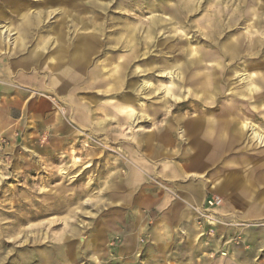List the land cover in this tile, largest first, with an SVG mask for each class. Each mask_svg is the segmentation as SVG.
<instances>
[{"label": "rangeland", "instance_id": "374dc122", "mask_svg": "<svg viewBox=\"0 0 264 264\" xmlns=\"http://www.w3.org/2000/svg\"><path fill=\"white\" fill-rule=\"evenodd\" d=\"M0 31V264H264V0H0ZM164 66L187 70L180 100L163 97ZM203 118L226 124L222 151ZM130 170L139 189L125 191ZM176 205L208 250H161L184 242L168 232Z\"/></svg>", "mask_w": 264, "mask_h": 264}, {"label": "bare ground", "instance_id": "6f19581e", "mask_svg": "<svg viewBox=\"0 0 264 264\" xmlns=\"http://www.w3.org/2000/svg\"><path fill=\"white\" fill-rule=\"evenodd\" d=\"M186 10L187 11H191V9L190 8H186ZM194 11V10H193ZM217 21H219V20H217ZM4 35H5V33H4V31H0V39L2 40H5V37H4ZM252 36H254V35H252ZM197 50V49H196ZM196 51H194V50H192V52H191V54H190V56L191 57H195L196 56ZM245 60H246V58H245ZM201 62V61H200ZM194 63V62H193ZM239 64V63H238ZM198 65V64H197ZM203 65V64H202ZM220 65V64H219ZM247 65V64H246ZM246 65H244V66H246ZM241 66V65H240ZM248 66V65H247ZM258 66V65H257ZM181 67V66H180ZM179 66H178V68H177V70L176 71H174V68L173 69H169V67L168 66H164V67H162L160 70H161V73H163V74H165L167 71V73H166V76H170V78H169V80H170V86H168V85H161V89H162V91H163V94H164V98L166 99V97H168V98H170V99H173V100H175V101H177V100H180V98H178L176 95H175V93L179 90V89H181L182 87H184L185 88V86H186V83H187V81H186V79H185V73H186V68H184V67H181L180 68ZM252 67V66H251ZM257 68V67H256ZM242 69V68H241ZM179 70V71H178ZM243 70V69H242ZM241 70V71H242ZM145 71V70H144ZM246 71V70H245ZM198 72V71H197ZM196 72V73H197ZM237 73V72H236ZM239 73V72H238ZM192 74V73H191ZM244 74V73H243ZM197 75V74H196ZM243 77V76H242ZM259 77V76H258ZM162 78H164V76H162ZM166 78V77H165ZM225 78V77H224ZM174 79L177 81L176 83L174 82ZM224 80V79H223ZM242 81L243 82H245L246 83V85L248 86V89H247V91H246V93H247V96L249 95V94H254L255 95V97H257L256 95H257V90H256V86H255V78H254V75H253V73L252 74H248L247 76H245L244 78H242ZM56 80H54L53 81V83H52V85H56ZM145 82V81H144ZM217 83V82H216ZM151 83H149V82H145L144 83V86L142 87L143 89H145V88H150L151 87ZM200 88V87H199ZM236 88H238V87H236ZM76 89V88H75ZM155 89H156V87H155ZM215 89V88H214ZM242 89V88H241ZM246 89V88H245ZM195 91V90H194ZM194 91L193 90H190V89H188V91H187V95L185 96V97H187L188 95H190V96H194V97H197V98H199L200 97V100H202L203 99V95H198V94H195L194 93ZM198 91V90H197ZM263 91V90H262ZM262 91H261V93H262ZM185 92V91H184ZM211 93V92H210ZM239 93V92H238ZM241 93V92H240ZM237 94V93H236ZM243 94H245V93H243ZM259 95V94H258ZM219 96V95H218ZM231 96V95H230ZM234 96V95H233ZM246 96V97H247ZM249 97H250V95H249ZM50 99V98H49ZM59 99V98H58ZM239 99V98H238ZM218 100V99H217ZM245 100V99H244ZM167 100H165V102H166ZM205 101V100H204ZM129 102H131V100L129 99L128 101H127V103H125V104H128ZM209 102V101H208ZM196 104H194L193 106H191V105H189L188 103L187 104H184L183 106H180V104L179 105H177L176 104V109H178L179 107L181 108H183V107H186V108H191V107H195L197 104H198V101H196L195 102ZM218 104V103H217ZM201 105V104H200ZM11 106V105H10ZM212 106V105H211ZM13 107V106H12ZM134 107V106H133ZM173 107V106H172ZM198 108H200V107H198ZM202 108V107H201ZM259 109V108H258ZM121 111H122V114H123V116H124V118H129V119H131V120H133V118H135L134 120H136L137 119V117H138V112H137V110L136 109H134V108H130V107H127V105H124L121 109H120ZM187 110V109H186ZM176 111V110H175ZM256 111V110H255ZM189 112V111H188ZM197 112V111H196ZM166 114V113H165ZM144 115V114H143ZM211 115V114H210ZM212 117V116H211ZM138 119H140V118H138ZM137 119V120H138ZM204 120L201 122L202 123V126L204 127L203 128V131H200V132H202V137L208 142V144H210V145H216V148H213V151H214V153H218V152H220V150L222 151V149H221V147H220V144H221V140L222 139H224V138H226V132L224 133V131H225V123H222V125L220 126H218V124H217V121L218 120H216V119H214V118H203ZM130 120V121H131ZM239 120V119H238ZM259 120V119H258ZM257 120V121H258ZM229 123V122H228ZM255 123V122H254ZM191 125H193V124H191ZM206 126H208L209 127V129L208 130H205L206 128ZM193 127V126H192ZM210 127H212V128H214V127H219L220 129H221V133H220V131L219 132H216L215 130H212V129H210ZM247 127H249V128H251V130L252 131H255V129H256V126L255 125H252L251 124V122L249 123V124H243V128H247ZM233 128V127H232ZM95 131V130H94ZM232 131V130H231ZM162 132V131H161ZM172 130L169 128L168 130H165L164 132H163V134L164 135H168V136H170V137H172ZM254 134H255V138H257L258 140H260V142H264V135H262V134H257V132L255 131V132H253ZM180 134H182V135H186V132L185 131H181V133ZM219 134V135H218ZM240 138V137H239ZM151 140H154V138L152 137V135H150V137L148 138V142H151ZM226 140V139H225ZM140 144V143H139ZM87 147V146H86ZM89 147V146H88ZM105 149H108V148H105ZM104 149V150H105ZM109 150V149H108ZM85 152V151H84ZM168 152V151H167ZM91 153V152H90ZM114 153V152H113ZM164 155H166V153H164ZM64 158V157H63ZM79 162H81L78 158H75V160H74V163H75V165H79L78 163ZM223 164V163H222ZM221 166V165H220ZM90 167V165H86L85 167H83L82 169H88ZM164 167H165V169H168L169 167L167 166V165H164ZM172 169V168H171ZM164 170V169H163ZM170 170V169H169ZM146 171V170H145ZM150 171V170H149ZM28 172L29 173H33L34 171H33V169L31 168V169H28ZM80 172V171H79ZM163 172H165V171H163ZM66 174H69V172H65V171H60V173L59 174H57V176L55 177V179L56 178H58L59 179V176H61V175H66ZM129 175V174H128ZM79 176H81L80 174L79 175H77V177H76V175H75V177L74 178H78ZM51 179H53L54 180V176H53V178H51ZM107 179H108V182L109 181H111V180H113V178H112V174L111 173H109L108 174V177H107ZM224 180V179H223ZM135 182V181H134ZM126 185V184H125ZM135 185V184H134ZM209 185V187L211 188V189H213L214 191H218L220 194H222V195H228L227 194V186H225V185H221V183L220 182H217V183H211L210 182V184H208ZM111 185L110 186H108V190H110L111 191ZM57 197V196H56ZM107 197L109 198V199H111L112 198V196L108 193V195H107ZM59 199V198H58ZM188 199H192V200H194V202H192V201H190V203L192 204V206H191V208H192V210H194L195 208H194V206H197L198 208H200V206L197 204V200H198V198H197V196H194V198H188ZM187 199V200H188ZM217 204H218V206L216 207V208H218V207H220L221 206V204H222V199L221 198H218V200H217ZM223 204H225V201L223 202ZM198 208L197 209H195V210H198ZM215 208V209H216ZM221 208V207H220ZM217 212H219V210H216ZM43 212H37V213H35V214H31V216H30V218L31 219H38V218H40V217H42L44 214H42ZM9 214H11L12 215V217H14V218H16V212H11V213H9ZM220 216V215H219ZM29 219V218H28ZM19 221H24V219L22 218V217H18L17 219H16V221L15 222H11L10 224L11 225H15V224H18V222ZM207 223L208 224H210V225H215L216 224V222L213 220V218H208V220H207ZM94 252L97 254V250H94Z\"/></svg>", "mask_w": 264, "mask_h": 264}, {"label": "crops", "instance_id": "0c3cea01", "mask_svg": "<svg viewBox=\"0 0 264 264\" xmlns=\"http://www.w3.org/2000/svg\"><path fill=\"white\" fill-rule=\"evenodd\" d=\"M4 42L5 41L3 39L2 40L0 39V44H3ZM9 105H11V104H9ZM11 106H13V105H11ZM30 107L31 106H29V107L25 106L24 108L27 110ZM14 111H15V109H14ZM14 114H16V113L14 112ZM6 115H8V117H6ZM9 117H12V115L10 116L8 113L0 115L2 123H4V119H5V122L7 120H9ZM11 140H12V137H11ZM148 143H152V142H148ZM135 175H136V173L134 171H132V170H130L129 173H125L124 175H122L123 176V181L119 185L122 186V188L125 191L126 190L127 191H133V190L139 189L138 186L136 185L138 181L134 180L135 179ZM112 183H113V180L110 181V184H112ZM111 187H113V185H111ZM111 190H112V188H111ZM129 193H131V192H129ZM199 195H200V198L196 202L200 206L201 202H202V200L204 198V195L203 194H199ZM111 196H113V195H111ZM197 198H198V196H197ZM182 202L183 203H181V204L184 205V209L192 206V204L190 203L189 199L187 200V198L183 199ZM178 206L179 205H176L175 216L173 214L172 217H171L170 224H172V226L170 227V230L168 232L172 233L173 237L177 235L180 238H184V242H182V246L179 247V242H175L174 241L173 244L171 246H169V247L168 246L167 247L162 246L161 250H198L200 248L201 249L205 248L207 246V244H206L207 242H205L203 240V237L201 236L203 234L202 232L204 231V229L200 230L198 225L195 224L194 222L191 223V227L189 228L190 231H187V230L183 229L182 227L180 228V225L184 224V222H186L187 220H185L186 219V210H182V208L180 209V207H178ZM189 211L192 212L193 211L192 208ZM172 213H174V211H172ZM189 214H191V213H189ZM189 214H187V216ZM189 217L190 216H188V218ZM175 226H177V227H175ZM175 228H177V229L179 228V229L174 231ZM167 230H168L167 226H163V228L161 227V232L162 231L166 232ZM251 235H264V234H262L261 232H258V233L255 232V233H251ZM200 238H202V239H200ZM259 238H261V237H259V236H251L252 240L255 239V250L258 251V255L260 254L261 250H264V239L260 240ZM262 238H263V236H262ZM174 239H175V237H174ZM199 240H200V242H199ZM205 249H207V248H205ZM242 250L243 249L241 248L240 249V251H241L240 258L243 255ZM192 258H193V256H191V260H192Z\"/></svg>", "mask_w": 264, "mask_h": 264}]
</instances>
